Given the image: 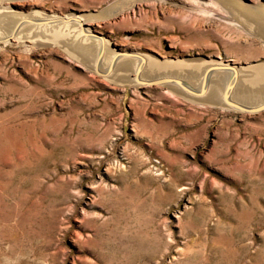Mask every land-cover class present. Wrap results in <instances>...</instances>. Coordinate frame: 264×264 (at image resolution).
I'll use <instances>...</instances> for the list:
<instances>
[{
  "label": "rangeland",
  "instance_id": "374dc122",
  "mask_svg": "<svg viewBox=\"0 0 264 264\" xmlns=\"http://www.w3.org/2000/svg\"><path fill=\"white\" fill-rule=\"evenodd\" d=\"M231 1L264 22V0ZM225 10L0 0V264H264V34ZM65 27L97 69L76 34L46 35ZM141 58L179 70L193 96L115 75ZM214 69L245 110L197 98L191 82L206 70L203 92L217 89Z\"/></svg>",
  "mask_w": 264,
  "mask_h": 264
},
{
  "label": "bare ground",
  "instance_id": "6f19581e",
  "mask_svg": "<svg viewBox=\"0 0 264 264\" xmlns=\"http://www.w3.org/2000/svg\"><path fill=\"white\" fill-rule=\"evenodd\" d=\"M222 6H224L226 8L225 11H227L228 13L231 14L232 17H234V19L237 22V26H240V28H242L243 30L250 31L254 34L255 33L256 34H259V33L264 34V32H263V28H264L263 18H260L258 14H255L254 12L244 11L242 9H240L241 11H238L237 9L232 7V1L231 0H222ZM242 16H247V19L242 17ZM68 27H70V26H68ZM68 27L60 28L61 30L63 29L62 30L63 33L60 35L58 34V36H57V33L46 34V35H48V37L53 38V39L60 38L61 40H63L65 38V41L69 42L68 40H70V39H68L67 37H72L71 35L74 36V34H76V37H77L76 40L78 41V43L75 41L76 45H75L74 49L76 50V52H80V54L82 53L84 56L87 55L86 57L87 58L89 57V61L91 62V66L97 69V65H98V61H99V58H98L99 54H98L97 50L92 49V48H90V46H88L89 40H85L84 38H82V36L81 37L78 36L77 35L78 33L72 32L73 30L71 31ZM62 31H60L58 33H61ZM45 33H47V32H45ZM73 39H75V38L73 37ZM69 44H71V43H69ZM91 45H92V43H91ZM102 47H101V49H102ZM100 56H101V54H100ZM141 59L142 60L140 62L135 61V60L134 61L126 60L122 64H121V61H118L117 64L119 63L118 64L119 66H116L117 69H115V72H114L115 75L117 73V76L119 78H122L123 80L126 78V80H127L128 79L127 74L131 72V73L135 74L134 80L137 81L138 76L142 72L141 75L144 76V78L145 77L146 78H157V77L162 78L168 82H171L172 83L171 85H174L172 87L176 88V90H180V92L186 94L187 96H190V97L193 96V95H191L192 93H190V94L187 93L185 91V89L188 90L187 87L184 86V84H181L178 79H176L177 77L181 78V80H182V78H184L183 74L178 73V72H180L179 70L167 69V67L159 66V65H157L153 62H149V61L148 62L146 61V65H144L145 61L143 58H141ZM144 66H145V68L143 69ZM216 69H218V68H216ZM214 71L215 72H213V74L211 75L210 84H212L213 82L218 83L219 85H218L217 89L209 88L206 92H203L205 87H206L205 82L207 81L208 76L210 74L209 72H206V70L203 71L200 75L198 74L199 75L198 76L199 81L191 82L193 85H195V84H199V86L201 85V87H199L201 95L197 96V98L208 99L212 102H218L219 104H222L223 106L230 104L231 102H230L229 98H232V100H234L236 105L241 104L240 106H243L242 104L245 102H242L243 100L240 98H242L241 96L243 94H245V91H243L244 89H242L241 91H238L240 83L237 84V89L235 90V92L232 90L234 93L232 94V96L229 97V93H230L231 88L233 86V83L235 81V77L233 75L232 76L234 78L227 77V75L224 74V72L221 73L215 69H214ZM258 77L260 80L259 82L263 83L264 82V73L259 75ZM197 82H199V83H197ZM263 90H264V88H263ZM189 92H191V91H189ZM253 93H254L253 98H254V100H256L253 103L254 104L253 106H257L258 103H260V104L264 103V91H257V92H253ZM230 95H231V93H230ZM248 98L249 97H247V99Z\"/></svg>",
  "mask_w": 264,
  "mask_h": 264
},
{
  "label": "water",
  "instance_id": "95a60500",
  "mask_svg": "<svg viewBox=\"0 0 264 264\" xmlns=\"http://www.w3.org/2000/svg\"><path fill=\"white\" fill-rule=\"evenodd\" d=\"M231 105H233L234 107H236L238 109L245 110V107H242V106H239V105H236V104H231Z\"/></svg>",
  "mask_w": 264,
  "mask_h": 264
}]
</instances>
